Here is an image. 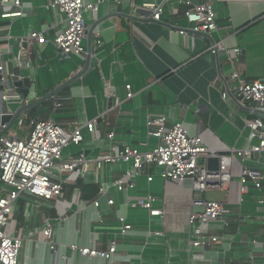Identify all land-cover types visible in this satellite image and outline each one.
Listing matches in <instances>:
<instances>
[{
	"label": "crops",
	"instance_id": "0c3cea01",
	"mask_svg": "<svg viewBox=\"0 0 264 264\" xmlns=\"http://www.w3.org/2000/svg\"><path fill=\"white\" fill-rule=\"evenodd\" d=\"M47 1L20 0L25 7L22 16L0 18L1 52L9 73L16 64L20 38L32 30L45 31L46 37L42 44H24L32 81L25 97L11 96L8 108L35 102L23 110L27 117L51 119L66 131L82 126V142L65 148V155L84 153L91 161L115 144L140 152L155 148L159 140L149 134L151 118L165 116L166 127L179 122L216 154L233 155L227 188L201 194L205 200L225 202L230 215L226 223L213 220L203 230L217 236L218 243L194 246L188 215L202 207L192 204L196 194L191 179L165 180L158 167L150 166L134 176L133 188L118 190L116 180L132 164L96 167L90 162L84 174L66 176L57 199L23 193L13 203L10 235L22 239L17 264H264V202H259L264 197V152L243 160L237 156L256 142L244 121L251 107L231 94L222 96L237 83L230 79L233 71L245 81L264 78V0H193L210 4L215 12L218 29L209 36L178 32L190 24L183 16L188 7L177 0H100L96 19L84 12L88 33L82 46L88 59L87 53L57 51L52 38L64 28V14L47 9ZM146 1L162 3L159 21L134 12ZM13 9V0L0 5V13ZM220 40L226 53L211 54L209 45ZM68 80L57 94L39 101ZM126 86L132 92L128 99ZM60 97L65 102L54 109L53 102ZM93 119L97 121L89 131L86 122ZM109 132L114 133L111 139ZM243 167L263 177L260 189L249 183L247 191L240 192ZM148 196L155 198L152 208L161 210L160 215L130 205ZM119 216L131 226L125 232L120 231ZM45 217L53 225L54 250L41 232ZM112 240L116 242L112 261L69 247L105 250Z\"/></svg>",
	"mask_w": 264,
	"mask_h": 264
},
{
	"label": "built area",
	"instance_id": "2783aa9c",
	"mask_svg": "<svg viewBox=\"0 0 264 264\" xmlns=\"http://www.w3.org/2000/svg\"><path fill=\"white\" fill-rule=\"evenodd\" d=\"M177 1L183 2L188 7L183 12V16L190 27L186 30H179L181 35L209 36L211 32L218 29L215 12L210 4L194 3L193 0ZM5 2L7 0H0V5ZM98 2L100 0H97L95 4L85 5L83 0L47 1L45 6L47 9L57 10L64 14V28L58 30L52 38L53 44L60 54L84 56L87 53L82 46L88 31L84 12L90 11L92 18L96 19ZM13 6L12 11L0 13V18L22 16L25 13V7L20 0H13ZM140 7L149 10L153 20H160L162 3L146 1ZM1 40L3 37L0 35V79L3 85V91L0 94V182L3 184V187H0V264L18 263L22 239L10 235L8 218L12 211V205L19 196L28 193L45 200L57 199L63 192L66 176L73 173L84 174L90 162H93L96 167L105 163L130 162L131 168L115 182L118 190L133 188L134 176L139 170L150 166L158 167L160 176L165 180L182 182L191 179L192 190L196 194L192 199V204L202 207L200 211L190 212L188 215L187 223L192 227L193 236L196 238L192 244L205 246L219 242L217 236L205 235L203 230L213 220L223 219L225 222L230 215V209L225 202L205 200L201 198V194L207 190H225L227 188L231 180L230 166L233 155L216 154L203 144L200 136L191 135L181 123H174L170 127H166L165 116H157L148 121V125L152 127L149 134L159 140L157 146L150 151L140 152L136 148L121 147L115 144L108 152L92 161L84 153L62 158L65 148L71 144L79 145L82 142V126L77 125L73 130L66 131L51 119L29 118L23 112L11 124L10 119L2 121L4 116H12L15 112L7 106V102L15 92L8 81L9 72L6 71L3 60ZM45 41V31L32 30L27 36L20 38L16 64L24 62L28 67L29 57L25 55V43L42 44ZM97 42L100 43V41ZM208 51L213 55L226 53L221 40L212 42ZM234 51L237 52L238 49ZM230 79L237 83L232 90H227L222 96L227 97L231 94L238 103H246L251 107L248 117L244 121L249 137L256 142L237 152V156L243 160L250 155L264 152V78L245 81L241 79L237 71H233L230 74ZM104 86L108 88V83L105 82ZM126 89V98L128 99L132 96V92L130 86H126ZM109 95L114 97L115 93L110 90ZM65 99V97L56 98L53 108L62 107ZM96 121L97 119H93L86 122V128L92 131ZM113 135V132H109L107 137L111 139ZM214 156L219 158V166L217 171H209L206 161L207 158ZM151 179V176L147 177V180ZM262 179L260 174L248 167H243L239 176L240 192H246L249 183L260 189ZM99 193H103L102 188ZM154 200V197L148 196L146 199H139L130 205L145 208L150 215H160L161 210L152 208ZM259 202H264V197L259 198ZM108 203L111 204L112 200H108ZM94 205H98L97 200H94ZM119 222L121 232H125L131 227L130 224L125 223V218L122 216H119ZM41 232L44 241L54 250L56 245L52 241L53 225L50 218L43 219ZM69 247L72 250H78L82 255L112 261L116 251V242L112 240L110 246L105 250L76 245Z\"/></svg>",
	"mask_w": 264,
	"mask_h": 264
},
{
	"label": "water",
	"instance_id": "95a60500",
	"mask_svg": "<svg viewBox=\"0 0 264 264\" xmlns=\"http://www.w3.org/2000/svg\"><path fill=\"white\" fill-rule=\"evenodd\" d=\"M134 12L136 14L145 13V14L151 15V12L149 10H147L145 8H142L140 6H136L134 8ZM88 57H89V53L87 54L86 59H88ZM8 81H9L11 87H12V90L15 93L21 95L22 97H25L27 95V92H28V90L30 88L31 81H32V78H31V69L29 67H27L24 62H22L20 64H15L12 67L11 72L9 73V79H8ZM70 81L71 80H68V81L64 82L63 84H61L56 89L51 90L45 96H43L42 98H40L39 101H42L44 99H47L49 97L54 96L64 86H66ZM2 91H3V85H2V81L0 79V94H1ZM32 106H35V102L22 105L17 110H15V112H14V114L12 116L11 115L4 116L2 118V121H8L10 119V124H11L14 121V119L20 113L23 112V110H25L27 108H30ZM218 166H219V158L217 156L207 158V161H206L207 170H209V171H217ZM0 175H1V171H0Z\"/></svg>",
	"mask_w": 264,
	"mask_h": 264
},
{
	"label": "rangeland",
	"instance_id": "374dc122",
	"mask_svg": "<svg viewBox=\"0 0 264 264\" xmlns=\"http://www.w3.org/2000/svg\"><path fill=\"white\" fill-rule=\"evenodd\" d=\"M65 157H66V155H65V149H64L63 152H62V158H65ZM0 187H3V184L1 182H0Z\"/></svg>",
	"mask_w": 264,
	"mask_h": 264
}]
</instances>
